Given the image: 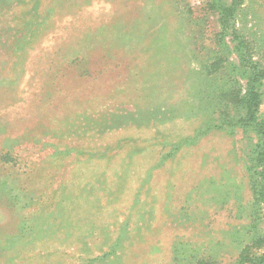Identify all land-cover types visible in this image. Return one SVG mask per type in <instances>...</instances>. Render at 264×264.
Here are the masks:
<instances>
[{"label":"rangeland","instance_id":"rangeland-1","mask_svg":"<svg viewBox=\"0 0 264 264\" xmlns=\"http://www.w3.org/2000/svg\"><path fill=\"white\" fill-rule=\"evenodd\" d=\"M235 10L0 0V264H264V0Z\"/></svg>","mask_w":264,"mask_h":264},{"label":"trees","instance_id":"trees-1","mask_svg":"<svg viewBox=\"0 0 264 264\" xmlns=\"http://www.w3.org/2000/svg\"><path fill=\"white\" fill-rule=\"evenodd\" d=\"M215 5L220 10V23L223 28H227L232 23V17L235 13L238 0H234L230 5H226L222 0H213ZM248 89L242 95L240 103L244 105L246 109V117L248 120H256L257 111L259 106L260 91L252 84V81H248Z\"/></svg>","mask_w":264,"mask_h":264}]
</instances>
